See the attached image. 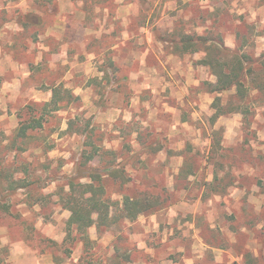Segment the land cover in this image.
<instances>
[{
  "label": "rangeland",
  "instance_id": "374dc122",
  "mask_svg": "<svg viewBox=\"0 0 264 264\" xmlns=\"http://www.w3.org/2000/svg\"><path fill=\"white\" fill-rule=\"evenodd\" d=\"M206 30L264 53V0H0V264H264V103L212 122L215 99L224 108L235 92L210 93L202 54L158 40ZM110 63L129 81L104 78ZM59 83L78 100L47 117L44 138L11 145L23 108ZM90 130L100 151L88 165L121 161L130 180L104 175L106 196L166 199L89 228L87 244L68 229L60 192ZM19 179L29 186L12 191Z\"/></svg>",
  "mask_w": 264,
  "mask_h": 264
},
{
  "label": "trees",
  "instance_id": "16d2710c",
  "mask_svg": "<svg viewBox=\"0 0 264 264\" xmlns=\"http://www.w3.org/2000/svg\"><path fill=\"white\" fill-rule=\"evenodd\" d=\"M27 25H29V20L22 22L23 27ZM236 37L239 38L241 35ZM241 39L243 42L240 47L231 49L224 34L208 30L201 34L180 33L172 35L168 39L163 36L158 37L161 43L172 48L171 53L179 55L202 54L198 64L205 67L210 75L215 78V82L209 84L210 93L219 94L231 90L235 92L234 99L228 101L224 108H221L217 103L220 99H215L217 111L212 116V122L224 114L248 113L247 101H251V99L258 103H264V53L255 56L254 53L243 50V44H248V39L245 36H242ZM110 66L101 70L104 72V78L109 80L111 77H117L122 84L129 81L128 74H120L121 71L125 70L124 67L118 66L116 63H110ZM48 90L51 92L48 102L42 104L29 103L23 108L24 113L19 116V123L14 131L11 145H15L17 141L25 145L40 140V137L43 136L39 133L45 128L47 117L71 106L78 100V97L74 96L70 89L65 88L63 83L50 84ZM251 92L253 94L249 97ZM70 126L71 122L68 129ZM90 133L91 130L85 132L86 141L83 143L87 148L90 147V150L83 149L80 161L76 166L75 175L86 178L88 182L82 183L76 177H69L67 178L68 191L64 193L62 188L60 192L63 205L70 213L67 220L68 229L76 230L87 244L89 241L86 234L89 228L96 226L100 229H109L122 220L135 221L141 215L158 210L166 199L160 194L145 193L134 197L125 194L120 201H114L106 196L104 180L102 179L104 175H107L114 182L118 181L120 186L125 185L130 180L124 175V167L121 166V161L118 163L116 161L114 163L104 161V165L100 169L88 165V162L93 161L100 151L95 147L94 141L89 136ZM19 147L21 151L27 149L24 146ZM154 150L157 151L156 148ZM110 154L117 161L123 160L120 151L105 149L101 152V158ZM2 174L0 173V178L3 177ZM0 183L4 184L3 179ZM28 186L26 179H19L12 191L25 189ZM222 191L219 193L222 194ZM0 208L3 211H8L5 206H0ZM120 261L121 259L115 264H124Z\"/></svg>",
  "mask_w": 264,
  "mask_h": 264
}]
</instances>
